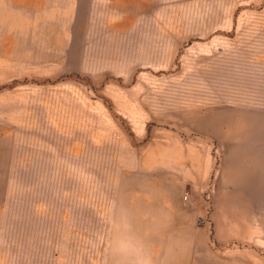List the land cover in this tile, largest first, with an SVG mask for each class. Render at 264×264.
<instances>
[{
    "label": "crops",
    "instance_id": "0c3cea01",
    "mask_svg": "<svg viewBox=\"0 0 264 264\" xmlns=\"http://www.w3.org/2000/svg\"><path fill=\"white\" fill-rule=\"evenodd\" d=\"M263 43L264 34L244 91L220 93L209 84L184 89L170 106L152 100L151 127L140 120L131 141L135 182L108 185L106 155L92 154L89 137L75 153V135L60 136L45 111L0 101V264H91L92 239L105 242L99 254L114 264H223L210 249L211 233L198 225L205 211L187 208L183 196L198 194L204 210V193L218 196L211 206L218 241L247 240L251 224L263 222L251 215V193L264 201ZM228 91L259 99L220 104ZM215 145L223 153L217 169ZM80 166L82 184L64 182Z\"/></svg>",
    "mask_w": 264,
    "mask_h": 264
},
{
    "label": "rangeland",
    "instance_id": "374dc122",
    "mask_svg": "<svg viewBox=\"0 0 264 264\" xmlns=\"http://www.w3.org/2000/svg\"><path fill=\"white\" fill-rule=\"evenodd\" d=\"M25 3L0 0V101L24 111H45L60 136L75 135V153L81 147L79 139L89 137L92 154L106 155L102 178L108 185L135 182L131 141L142 129L140 120L147 118L151 127L153 99H166L170 106L183 97L184 89L209 84L220 93L228 88L244 91L245 78L253 71L250 62L262 57L264 0ZM231 91L218 96V102L243 106L259 99ZM212 153L218 157L217 169L223 153L216 145ZM78 171L64 182L81 185L82 166ZM97 177L92 170V184L98 183ZM187 192L195 206L189 209L205 211L200 217L213 211L215 193L202 194L204 210L197 203L198 194ZM251 199L255 205L251 215L264 222L262 193L252 192ZM211 215L204 227L221 263L264 264L263 222L251 224L247 240L232 245L218 241ZM104 246L105 242L91 240V264H114L99 254ZM232 246L245 252H233Z\"/></svg>",
    "mask_w": 264,
    "mask_h": 264
},
{
    "label": "built area",
    "instance_id": "2783aa9c",
    "mask_svg": "<svg viewBox=\"0 0 264 264\" xmlns=\"http://www.w3.org/2000/svg\"><path fill=\"white\" fill-rule=\"evenodd\" d=\"M183 203L184 205L187 207V208H194L195 209V206H194V202H193V199H192V196L190 195V193L186 192L183 196ZM211 214V209H208L207 210V213L205 216H202V217H199L198 218V225L200 227H204V226H207L208 223L210 224V219H209V215Z\"/></svg>",
    "mask_w": 264,
    "mask_h": 264
},
{
    "label": "trees",
    "instance_id": "16d2710c",
    "mask_svg": "<svg viewBox=\"0 0 264 264\" xmlns=\"http://www.w3.org/2000/svg\"><path fill=\"white\" fill-rule=\"evenodd\" d=\"M109 80V78L108 79H106V81L105 82H103V85H105L106 84V82Z\"/></svg>",
    "mask_w": 264,
    "mask_h": 264
}]
</instances>
